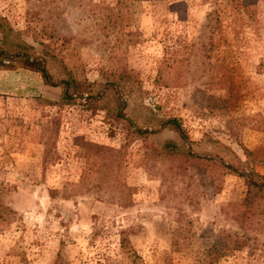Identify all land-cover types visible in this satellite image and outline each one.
I'll return each instance as SVG.
<instances>
[{"label": "rangeland", "instance_id": "374dc122", "mask_svg": "<svg viewBox=\"0 0 264 264\" xmlns=\"http://www.w3.org/2000/svg\"><path fill=\"white\" fill-rule=\"evenodd\" d=\"M0 17L37 51L50 44L51 82L64 63L128 91L114 123L105 109L59 105L61 85L37 73L0 69V264H130L125 250L144 264H210L229 234L245 247L218 264H264V196L241 216V179L213 162L264 176V0H0ZM173 51L178 75L167 65L157 79ZM122 73L133 80L116 84ZM151 115L179 121L192 157L174 154L169 130L127 138L125 122L150 129ZM88 145L119 153L114 182L96 156L99 172L77 187Z\"/></svg>", "mask_w": 264, "mask_h": 264}, {"label": "trees", "instance_id": "16d2710c", "mask_svg": "<svg viewBox=\"0 0 264 264\" xmlns=\"http://www.w3.org/2000/svg\"><path fill=\"white\" fill-rule=\"evenodd\" d=\"M20 36L21 34L19 32L14 31L8 25L5 18L0 17V69L12 70L21 68L37 73L40 75L45 85L50 87L61 85L62 91L60 93L59 105L72 106L78 102V105H85V108L91 111L105 109L106 115L110 117V119L108 120L114 121V123L123 121V112L127 108L128 101L122 100V98H117L116 96L118 93H121V95L123 96L127 95L128 91L123 86H120L118 90L119 92H117V90L113 86H102L100 83H89L86 80H78L64 63H62V70L63 75L65 76L60 78L58 82L53 83L51 82V76L47 70V63L48 61L55 62L57 61V58L54 52H52L53 50L50 49V44H45L40 41H34L37 46L40 47V50L37 51L32 45L22 40ZM179 64H181V59L177 56L176 51L170 52L168 56L163 58V61L159 63V68L156 70V78L161 79L160 75L162 74V70L166 69L167 65H173L172 70H176L175 74L178 75ZM131 80L133 79L130 78L127 73H122L116 78L115 83L118 85H122L120 83L128 82ZM108 83L111 84L110 82ZM128 95L130 99L133 98L134 94ZM105 99H108V105L117 103L120 106L119 110L118 108H114V110L106 109L103 104V100ZM119 111H121V113H119ZM150 118L152 120H149L147 122L149 126H151L155 121H158L153 115H151ZM158 122V126H152L150 129L144 130H141L140 128L132 129L130 124L128 122H125L124 129L126 132V136L129 139H137L141 142H144V140H146V138H149L150 136L152 137L158 135L163 130H169L180 142V147L175 151L174 154L181 156L182 158L191 156V142L187 138L185 131L180 126L179 121L174 117H166L160 118ZM88 147L90 148L89 152L93 150V153H91L87 157V159H89V162L87 164V168L81 175V180L79 181V185H77V187H82L83 185H85V178L88 179V177L93 172H99V170L92 169V167L94 166V162H90V160L96 159L94 158L96 156L98 157L97 159L101 160V164H98V166H102L104 168L108 167L109 169V172L107 174L104 173V176L106 178H102L100 176V180L105 179L107 183L114 182L113 177L115 176L111 175L116 173L117 165L115 166L114 163L116 159L119 158V153L95 145H88ZM162 148L166 151V154L170 155L172 154L171 151L173 149L175 150L176 146L170 142H167L163 145ZM213 162L221 169V171H225V173L229 172L241 179L243 184V192L242 198L237 206L240 207L242 211H240L239 214L241 216L248 217L255 216L257 214V200L259 199V196H264V176L259 175L253 170H250L247 173L237 171L231 164L225 163L223 162V160ZM122 190L129 191V188L122 186ZM120 201L123 202L124 200L121 199ZM224 238H226V241H223L221 243L217 242L211 247L210 259L212 260V262L210 264H218V260L221 257H226L235 252H239L245 247V239L242 236L229 234ZM126 246V241L124 240V238H122L120 241L121 249H125ZM125 251L127 260L130 264H144L140 257L137 256L134 252L128 250Z\"/></svg>", "mask_w": 264, "mask_h": 264}]
</instances>
